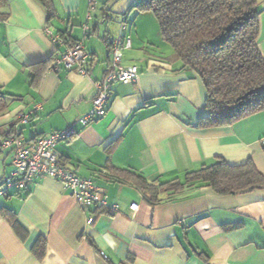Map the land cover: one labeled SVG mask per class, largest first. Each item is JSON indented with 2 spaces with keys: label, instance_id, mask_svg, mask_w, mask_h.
<instances>
[{
  "label": "crops",
  "instance_id": "obj_1",
  "mask_svg": "<svg viewBox=\"0 0 264 264\" xmlns=\"http://www.w3.org/2000/svg\"><path fill=\"white\" fill-rule=\"evenodd\" d=\"M50 1L51 10L40 0L0 3V95L8 105L0 113V142L15 134L30 143L89 112L95 82L110 69L107 39L125 22L132 48L124 50L123 65L138 67L136 81L115 82L106 115L78 124L76 136L56 147L63 166L92 177L119 209L82 208L62 182L37 179L0 197V264H264V187L226 195L197 183L149 201L135 175L116 177L126 170L157 185L219 159L232 166L251 162L264 175V112L231 126L199 127L208 116L206 87L167 55L157 20L128 21L138 0L116 9L96 0L89 22L87 0ZM256 2L264 55V0ZM86 22L92 29L85 40L88 75L53 70L66 45L54 43L45 29L74 42L83 39ZM36 105L41 108L29 122L14 127ZM11 171V150H2L0 188ZM38 242L40 255L33 250Z\"/></svg>",
  "mask_w": 264,
  "mask_h": 264
},
{
  "label": "trees",
  "instance_id": "obj_2",
  "mask_svg": "<svg viewBox=\"0 0 264 264\" xmlns=\"http://www.w3.org/2000/svg\"><path fill=\"white\" fill-rule=\"evenodd\" d=\"M40 1L51 10L50 0ZM134 8L153 13L162 40L172 47L182 68L195 71L204 83L208 116L199 127L231 126L264 112V55L258 46L256 0H138ZM7 107L0 95V113ZM105 171L101 173L108 174ZM126 173L140 180L139 188L149 201L197 183L226 195L264 187V175L251 162L232 166L222 159L157 185L126 170H117L116 177L124 179ZM42 244L38 242L35 253H42Z\"/></svg>",
  "mask_w": 264,
  "mask_h": 264
},
{
  "label": "built area",
  "instance_id": "obj_3",
  "mask_svg": "<svg viewBox=\"0 0 264 264\" xmlns=\"http://www.w3.org/2000/svg\"><path fill=\"white\" fill-rule=\"evenodd\" d=\"M87 1V21L89 22L93 18V13L97 10V4L96 0ZM88 22L83 25V39L74 42H66L61 34L54 33L50 28L45 29L46 34L54 43L66 45L62 56L53 65V70L62 67L65 70H76L84 76L88 75L87 67L90 62V55L86 51L85 40L92 33ZM127 28V24L124 22L121 25L120 34L114 39H107L112 55L110 69L102 80L95 82L97 94L92 101L89 112L72 122L66 129L53 131L48 136L38 138L30 143H24L15 134L0 142V152L6 149L11 150L12 166L11 173L5 177L0 188V197L19 194L27 190L37 179L52 178L65 184L72 191L74 198L82 208L109 207L112 212L119 209L117 204L109 205L108 196L101 194L92 177H82L74 170L63 166L56 147L59 143L69 141L76 136V126L78 124L86 126L106 115L115 82L131 84L136 81L139 73L138 67L123 65L124 50L132 48L131 38L123 35ZM40 108V105H36L30 113L21 115L14 127L18 123H28L31 115ZM102 172L106 173L105 170ZM138 207L137 203L131 204V209L134 211L138 210ZM91 222L92 218H89L88 223Z\"/></svg>",
  "mask_w": 264,
  "mask_h": 264
},
{
  "label": "rangeland",
  "instance_id": "obj_4",
  "mask_svg": "<svg viewBox=\"0 0 264 264\" xmlns=\"http://www.w3.org/2000/svg\"><path fill=\"white\" fill-rule=\"evenodd\" d=\"M98 1L101 4V7H104V5H106V6L108 5L109 6L108 9H116L117 7H120L119 5H123L124 2H125V0H98ZM146 12L147 13H141L138 10H136L134 12H130V14L127 15L129 17L128 18L129 19L128 21H130V22H131V20H134L135 21L136 20L135 18L137 16H140L139 17L140 19L141 18H144L146 16L147 17L149 16L151 19L156 20L155 19V16L153 15L152 12H150V11H146ZM119 18H120V20L122 19L121 17H119ZM115 25L118 28V21H110V25L109 26H110L111 29ZM111 31H112L113 34H115L118 30L113 29ZM162 44L167 49V55L168 56H172V54L174 55L173 49H172V47L168 43H162Z\"/></svg>",
  "mask_w": 264,
  "mask_h": 264
}]
</instances>
